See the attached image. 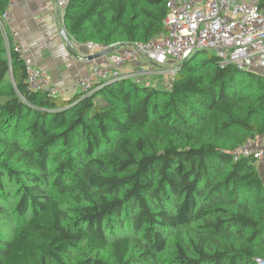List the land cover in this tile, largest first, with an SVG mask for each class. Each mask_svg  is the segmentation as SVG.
I'll return each mask as SVG.
<instances>
[{
    "label": "trees",
    "instance_id": "1",
    "mask_svg": "<svg viewBox=\"0 0 264 264\" xmlns=\"http://www.w3.org/2000/svg\"><path fill=\"white\" fill-rule=\"evenodd\" d=\"M10 1L0 0V21ZM166 1L68 0L67 47L156 39ZM6 32L0 264L264 260V183L253 157L231 154L264 135V75L198 49L170 88L126 77L87 96L53 97L27 88Z\"/></svg>",
    "mask_w": 264,
    "mask_h": 264
},
{
    "label": "built area",
    "instance_id": "2",
    "mask_svg": "<svg viewBox=\"0 0 264 264\" xmlns=\"http://www.w3.org/2000/svg\"><path fill=\"white\" fill-rule=\"evenodd\" d=\"M67 3L68 0H56L61 17ZM166 8L165 33L156 39L109 45L115 50L89 60L88 69L68 86L54 84L45 70L25 64L27 88L53 97H68L74 93L87 96L111 79L157 73L167 75L166 88H170L179 65L198 49L211 51L221 66L233 65L252 73L258 68L264 70V13L256 0H167ZM1 16L0 29L8 49L7 10ZM10 36L13 49L22 54L11 32ZM83 46L88 53L78 56L82 61H87L89 54L109 49L91 42ZM128 65H131L128 70L122 72L121 68ZM148 66L150 70H146ZM257 142L258 137L246 140L231 154L234 159L250 156L256 161L264 160V149L259 148ZM254 261L264 264L260 258Z\"/></svg>",
    "mask_w": 264,
    "mask_h": 264
},
{
    "label": "crops",
    "instance_id": "3",
    "mask_svg": "<svg viewBox=\"0 0 264 264\" xmlns=\"http://www.w3.org/2000/svg\"><path fill=\"white\" fill-rule=\"evenodd\" d=\"M7 14V29L22 49L25 64L45 70L51 82L71 85L88 69L89 62L78 58L88 53L87 48L72 43L69 49L60 33L63 16L59 14L56 0H11ZM130 66H123L121 70H128ZM256 144L264 149V135L258 137ZM256 164L264 183V160Z\"/></svg>",
    "mask_w": 264,
    "mask_h": 264
},
{
    "label": "rangeland",
    "instance_id": "4",
    "mask_svg": "<svg viewBox=\"0 0 264 264\" xmlns=\"http://www.w3.org/2000/svg\"><path fill=\"white\" fill-rule=\"evenodd\" d=\"M209 53H212L211 51H207L205 52L204 56H207ZM150 66L147 67L146 70H150ZM123 72V71H122ZM255 73L259 74H264V70L261 69H256L254 70ZM7 77L9 79H11V73H8ZM129 78H132L134 80H136L138 83H144L146 85H153L155 87H160V88H166V84H167V75L165 74H141L140 76H131ZM7 222V221H5Z\"/></svg>",
    "mask_w": 264,
    "mask_h": 264
},
{
    "label": "water",
    "instance_id": "5",
    "mask_svg": "<svg viewBox=\"0 0 264 264\" xmlns=\"http://www.w3.org/2000/svg\"><path fill=\"white\" fill-rule=\"evenodd\" d=\"M60 33H61V35H62L65 43L67 45L71 44L70 43V37L68 36V33L65 31L64 28H61L60 29ZM114 50H115V47H110L109 49L101 50V51L95 52L93 54H89V56L87 57V61L93 60V59H97V58H100V57H103L106 54H108L110 52H113Z\"/></svg>",
    "mask_w": 264,
    "mask_h": 264
}]
</instances>
